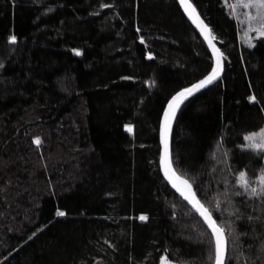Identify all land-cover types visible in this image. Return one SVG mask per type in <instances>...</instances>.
<instances>
[{
	"label": "trees",
	"instance_id": "1",
	"mask_svg": "<svg viewBox=\"0 0 264 264\" xmlns=\"http://www.w3.org/2000/svg\"><path fill=\"white\" fill-rule=\"evenodd\" d=\"M190 1L224 72L180 109L171 160L225 229V264H264V195L237 183L264 170L243 146L264 128V37L244 0ZM211 67L176 0H0V264H214L158 165L166 103Z\"/></svg>",
	"mask_w": 264,
	"mask_h": 264
},
{
	"label": "snow or ice",
	"instance_id": "2",
	"mask_svg": "<svg viewBox=\"0 0 264 264\" xmlns=\"http://www.w3.org/2000/svg\"><path fill=\"white\" fill-rule=\"evenodd\" d=\"M180 2L183 4L185 11L188 12V15L192 17L197 23V26L200 27V30L204 33L209 45L212 47L213 53H215L216 66L213 67L212 71L203 79L193 83L190 88H183L176 92L175 95H173L168 101V107L164 110V120L161 127V140L164 144V152L161 156V163L163 164L164 175L167 179L172 182L173 186L180 191L181 195L184 196L185 199H187L194 206L196 211L203 216L204 220L207 221L208 226L212 230V235L214 236L215 264H224L227 241L225 229L217 223L211 211H209V209L206 208L201 200L196 196L190 181L177 174L169 152L168 132L171 120L175 116L176 110L180 107L181 103L187 96H190L194 91L205 87L206 84H210L216 79L220 71L221 58L224 55L223 52H221L220 49L213 44L214 37L211 33V29L209 28V25L204 23V21L200 18L199 14L196 12L195 6L188 3L187 0H180ZM244 5L245 7L256 9L255 15L249 13L247 16V19L249 20V30L252 28V24L255 23L257 35L264 37V0H244ZM244 35L247 36V31ZM9 39L14 42L16 40V36L11 35ZM140 39L143 40L144 38L140 37ZM248 40L249 43H251V37H249ZM73 51L79 53L80 50L73 49ZM148 55L151 56L152 53H148ZM249 99L255 100L256 97L253 95L250 96ZM125 127L128 128L129 131L132 129L131 125H125ZM244 139L249 141L248 144L243 145L244 147L257 150L264 149V128L260 129L259 134L255 132L246 133ZM36 141L39 143V137L36 138ZM239 177L241 179H238L237 183L244 188L245 192H247L249 196L264 195V170H261L260 176L257 177L259 183L255 187L251 186L249 183L246 178L247 173L245 171H240ZM257 189H259V191ZM57 214L64 215V212L62 210H58ZM145 218L146 217L141 216V219ZM163 259L167 262V264H171V261H167L166 257Z\"/></svg>",
	"mask_w": 264,
	"mask_h": 264
},
{
	"label": "water",
	"instance_id": "3",
	"mask_svg": "<svg viewBox=\"0 0 264 264\" xmlns=\"http://www.w3.org/2000/svg\"><path fill=\"white\" fill-rule=\"evenodd\" d=\"M178 6L180 7L181 11L183 12V14L185 15V17L187 18V20L190 22V24L192 25L193 29L197 32V34L201 37V39L203 40V42L205 43V45L207 46L208 50L210 51L211 53V56H212V67L211 69L209 70V72L206 74L208 75L211 71H212V68L216 66V58H215V53H213V50H212V47L209 45L208 43V40L205 38V35L204 33L200 30V27L197 26V23L193 20L192 17H190L188 15V12L185 11V8L183 6V4H181L180 0H176ZM188 3L194 5L190 0H187ZM196 9V7H195ZM196 12L199 14L198 10L196 9ZM200 18L203 20V18L201 17V15L199 14ZM204 21V20H203ZM204 23H206L204 21ZM212 33V32H211ZM213 35V34H212ZM214 37V35H213ZM213 44L220 49L221 52L222 49L217 45L216 43V39L214 37L213 39ZM224 54V52H223ZM223 72H224V55L222 56L221 58V66H220V71H219V74L217 75L216 79L212 81V83L210 84H206L205 87L203 88H199L198 90L194 91L190 96H187L186 99L183 100V102L181 103L180 107L176 110V113H175V116L173 117V119L171 120V124H170V129H169V132H168V141H169V152H170V157H171V136H172V131H173V127H174V123H175V120H176V117L180 111V109L183 107V105L185 103H187L190 99H192L194 96H196L198 93L206 90L207 88L211 87L213 84H215L223 75ZM205 75V76H206ZM204 76V77H205ZM204 77H202L201 79H203ZM200 79V80H201ZM199 81V80H198ZM197 81V82H198ZM191 86L187 87V88H190ZM180 91V90H179ZM175 95V94H174ZM173 96V95H172ZM171 96V97H172ZM171 99V98H170ZM169 99V100H170ZM168 100V101H169ZM168 107V102L166 103L163 111H162V114H161V117H160V120H159V125H158V140H159V161H158V164H159V171L161 173V176L163 178V180L165 181V183L167 184V186L200 218V220L203 222V224L206 226V228L209 230V232L211 233L212 235V230L211 228L208 226V223L207 221L204 220L203 216L200 215L199 212L196 211V209L194 208V206L187 200L185 199L184 196L181 195L180 191L173 186L172 182L169 181L167 179V177L164 175V171H163V164L161 163V156L163 155V152H164V144L161 140V127H162V124H163V120H164V110ZM192 186V185H191ZM193 189V187H192ZM194 191V189H193ZM197 196V195H196ZM212 238H213V241H214V236L212 235ZM215 247V246H214ZM226 253H227V243H226V252H225V260H224V264H225V261H226ZM214 264H215V260H214Z\"/></svg>",
	"mask_w": 264,
	"mask_h": 264
},
{
	"label": "bare ground",
	"instance_id": "4",
	"mask_svg": "<svg viewBox=\"0 0 264 264\" xmlns=\"http://www.w3.org/2000/svg\"><path fill=\"white\" fill-rule=\"evenodd\" d=\"M159 161V160H158ZM159 165V164H158Z\"/></svg>",
	"mask_w": 264,
	"mask_h": 264
}]
</instances>
